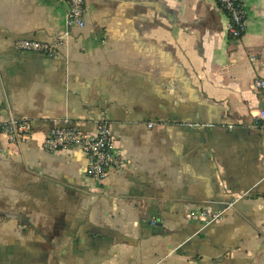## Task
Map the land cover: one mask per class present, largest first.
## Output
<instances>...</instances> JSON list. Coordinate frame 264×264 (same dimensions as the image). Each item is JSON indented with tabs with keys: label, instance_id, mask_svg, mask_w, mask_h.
Wrapping results in <instances>:
<instances>
[{
	"label": "crops",
	"instance_id": "0c3cea01",
	"mask_svg": "<svg viewBox=\"0 0 264 264\" xmlns=\"http://www.w3.org/2000/svg\"><path fill=\"white\" fill-rule=\"evenodd\" d=\"M85 1L48 58L15 44L63 36L65 0H0V122L32 127L0 138V264H264V0L239 39L209 0ZM64 117L109 118L122 166L44 150Z\"/></svg>",
	"mask_w": 264,
	"mask_h": 264
},
{
	"label": "built area",
	"instance_id": "2783aa9c",
	"mask_svg": "<svg viewBox=\"0 0 264 264\" xmlns=\"http://www.w3.org/2000/svg\"><path fill=\"white\" fill-rule=\"evenodd\" d=\"M214 2L228 17L227 32L233 39L241 38L246 28L247 14L244 6L238 0H209ZM68 6L67 28L65 34L52 43L33 40H18L16 49L22 53H33L48 58H55L58 49L70 36V29L85 27L87 14L85 0H65ZM254 88L264 93V78L254 81ZM259 121L264 129V99L259 114ZM32 127L28 121L20 120L12 116L6 122H0V138L6 137L11 141H28L31 138ZM44 150L49 153L77 148L83 151L89 161L88 173L95 180L104 181L110 170L122 166L114 150V139L111 133L109 118L102 117L95 122L93 131L83 130L78 122L72 118L64 117L56 120L54 126L47 132L43 142ZM223 212H212L201 216L202 219L211 223L220 219Z\"/></svg>",
	"mask_w": 264,
	"mask_h": 264
}]
</instances>
